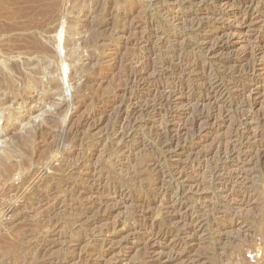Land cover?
<instances>
[{"label":"rangeland","instance_id":"obj_1","mask_svg":"<svg viewBox=\"0 0 264 264\" xmlns=\"http://www.w3.org/2000/svg\"><path fill=\"white\" fill-rule=\"evenodd\" d=\"M31 1L0 0V78L13 82L0 90V162L8 157L9 169L0 163V264H41L32 261L36 245L57 242L58 231L66 238L49 254L68 249L71 264H264V135L252 139L264 134V0ZM198 22L199 33L191 26ZM184 49L190 64L203 63L188 71L178 60ZM136 71L154 84H184L173 115L132 114L159 95L156 86L130 87ZM216 81L225 106L208 105L214 118L192 125L202 106L187 86ZM254 142L256 150H244ZM149 156L163 173L164 197L136 221L139 186L150 176L134 177ZM111 178L130 181L132 196L109 194ZM51 186L59 190L45 203L40 195ZM102 196L112 214L90 230L72 226V214ZM167 227L174 232L159 233ZM78 230L85 238L73 243Z\"/></svg>","mask_w":264,"mask_h":264},{"label":"bare ground","instance_id":"obj_2","mask_svg":"<svg viewBox=\"0 0 264 264\" xmlns=\"http://www.w3.org/2000/svg\"><path fill=\"white\" fill-rule=\"evenodd\" d=\"M35 0H33V2H34ZM39 1V0H38ZM32 2V1H31ZM32 2V3H33ZM43 2V1H42ZM196 2H197V0H193V1H191L190 2V6H192V5H194V4H196ZM40 3V2H39ZM56 4V3H55ZM55 6V5H54ZM57 6H59V5H57ZM53 7V6H52ZM60 7V6H59ZM42 8H43V5H42ZM48 9V8H47ZM47 9H44V10H47ZM55 9V8H54ZM51 10H49V12H50ZM36 12V11H35ZM38 12H40V11H38ZM42 12L44 13V11L42 10ZM42 12H40V14L42 13ZM31 13H34V12H31ZM47 13V12H46ZM52 13V12H51ZM38 14V13H37ZM48 14V13H47ZM49 15V14H48ZM51 15V14H50ZM39 16V15H38ZM52 16V15H51ZM41 17V16H40ZM46 17H47V15H46ZM51 18V17H50ZM49 18V19H50ZM55 18V17H54ZM34 20H36V19H34ZM191 22V21H190ZM192 22H193V20H192ZM38 23V22H37ZM194 23H196V22H194ZM32 24V23H31ZM41 24H43V23H41ZM45 24V23H44ZM65 24V23H64ZM190 24H192V23H190ZM33 25H34V23H33ZM32 25V26H33ZM31 26V27H32ZM192 26V29L194 30L195 29V31L197 32V33H199V31H201V30H203L205 27H204V24H202L201 22H198L197 24H195V25H191ZM191 26H189L188 28H191ZM36 27V26H35ZM34 27V28H35ZM135 27V26H134ZM191 30V29H190ZM196 34V33H195ZM190 35V34H189ZM86 39V38H85ZM38 41V40H37ZM51 41V40H50ZM38 42H40V41H38ZM37 44H39V43H37ZM37 44H35V46L37 45ZM40 44H41V42H40ZM179 44V43H178ZM34 45V44H33ZM185 45H186V42H185ZM43 47V45H40V47ZM183 46V45H182ZM222 46L224 47L225 45L224 44H222ZM39 47V45L37 46V49H39L40 50V48H38ZM184 47V46H183ZM32 48V47H31ZM43 49V48H42ZM212 49V48H211ZM179 50H181V49H179ZM188 50H190V49H188ZM187 49H184V53L182 54V56H180L179 55V58H178V60L179 61H181V63H183V66H187V65H189L190 67L188 68V71H190L191 70V68H196L197 66H199V65H201L203 62L202 61H200L199 60V62L197 63V64H195V65H193V64H190V63H192V62H190L191 61V57H192V54L188 51ZM49 51V50H48ZM209 51V50H208ZM54 52V51H53ZM215 52H216V50L214 49V51L212 50V52H211V55L214 53L215 54ZM34 54L36 53V51L35 52H33ZM32 53V54H33ZM37 53H39V52H37ZM48 53V52H47ZM83 54V53H82ZM58 55V54H57ZM173 55H174V53H173ZM142 58V57H141ZM140 59V58H139ZM176 59V58H175ZM194 59V58H193ZM192 59V60H193ZM142 60H144L143 58H142ZM169 60L170 59H168V60H165L164 61V58H163V60H161L162 61V64L161 65H163L164 64V66H165V64H167V63H169ZM172 60H174V59H172ZM177 60V59H176ZM139 61V60H138ZM146 61V60H145ZM140 62H141V60H140ZM195 62V61H194ZM170 63H172V62H170ZM176 64H177V62H175ZM43 64V63H42ZM145 64H149V62H145ZM180 64V63H179ZM205 64V63H204ZM71 65V64H70ZM172 65V64H171ZM179 66H182V65H179ZM209 66H211V65H209ZM39 67V66H38ZM204 67V71H203V73H204V75H206V66L204 65L203 66ZM14 68H16V67H14ZM149 68V67H148ZM40 69V68H39ZM53 69V68H52ZM55 69V68H54ZM209 69V68H208ZM9 71H12L13 70V68H9L8 69ZM41 70V69H40ZM144 70V69H143ZM178 71H180L181 72V69H179V67H174V69L171 71L172 72V74H176L177 73V76H178V74L180 75L181 73H179ZM182 71H184L185 72V70H182ZM187 71V70H186ZM145 72H147L146 71V69H145ZM194 72V71H193ZM183 73V72H182ZM207 73H208V70H207ZM9 74V73H8ZM20 74V73H19ZM38 74V73H37ZM39 74H40V72H39ZM149 74V73H148ZM21 75V74H20ZM36 75V74H35ZM41 75V74H40ZM135 76L134 77H131V79H130V83H128V84H130V87L132 88V87H136V88H143V89H145L146 87H148V86H156V88H155V90L156 91H158V96H155V98L153 99V100H150V102H145L144 104H141L140 106H139V108L137 107V109H134L133 111H132V114H134V112H137V113H141V115L143 114V113H148L150 110L152 111V113H154L155 115H157V114H162V113H164L165 115L167 114V115H173L174 113H175V111H176V109H178L179 107V103H178V101H179V94H182V91H181V85L183 86L184 84H179L178 83V81L177 82H173V84H170V85H168V84H163V83H157V84H154V81L152 80V79H149V77H147L146 76V73H144V74H140V72L139 71H136L135 72V74H134ZM175 76V75H174ZM152 77V76H151ZM179 77V76H178ZM8 78V77H7ZM6 78V76L5 75H3L2 76V78H0V90L1 89H5V90H10V91H12L11 89L13 88V82L11 81V79H10V81L8 80ZM24 78V77H23ZM35 79V78H34ZM29 80H30V78H29ZM29 80H27V81H29ZM182 81V80H181ZM24 82V81H23ZM22 82V83H23ZM31 82V81H30ZM28 83V82H27ZM33 83V82H32ZM31 83V84H32ZM52 83V82H51ZM182 83V82H181ZM34 84V83H33ZM50 84V83H49ZM127 84V85H128ZM7 85H9V86H7ZM30 85V84H29ZM51 85V84H50ZM167 85V86H166ZM11 86V87H10ZM15 86V85H14ZM44 86V85H43ZM35 87V86H34ZM178 88H180V89H178ZM162 89H169L170 91L169 92H167V90H166V92L164 93H161L162 91ZM187 90H189L191 93H193V96H192V100H196L197 101V104H199V105H201L202 107H201V109L199 110H196V111H198L195 115H194V117H193V120L191 121V124L192 125H195V124H197V123H200V122H202V121H209V120H211V119H213L214 118V105L216 106V108H217V106L219 105V104H224L225 103V101L224 102H222L223 100H221L220 102H219V100L222 98V94H223V92H224V90H225V86L223 85V84H220L218 81H216V82H214L212 85H210L209 87H207V86H205L204 84H198V85H189V86H187V88H186ZM176 90H178V91H176ZM180 90V91H179ZM27 91V90H26ZM29 91V90H28ZM161 91V92H160ZM22 92V91H21ZM31 92V91H30ZM116 92V91H115ZM126 92L127 91H123V93H122V95H124L125 97H126ZM179 93V94H178ZM119 94V93H118ZM118 94H115L114 96H113V98H120L121 96V94L120 95H118ZM135 97V96H134ZM180 97H181V95H180ZM112 98V97H111ZM127 98V97H126ZM144 98V97H143ZM138 100L139 101V99L140 98H134V100ZM126 100V99H125ZM145 100V99H144ZM5 101H7V99H4V101L3 102H5ZM128 101L129 102H120L121 103V107H125L126 106V104H129V107L131 106V105H133V103H132V100L131 99H128ZM212 101L214 102V103H212ZM227 101V100H226ZM189 102H191V100H189ZM119 103V104H120ZM135 103H136V101H135ZM141 103V102H140ZM0 104H1V102H0ZM139 104V103H138ZM212 104H214L213 105V107H210V108H207V106L209 105V106H212ZM229 104V103H228ZM59 105H61V104H59ZM224 106H225V104H224ZM72 107V106H71ZM127 107H128V105H127ZM77 108V107H76ZM60 109V108H59ZM124 109H126V108H124ZM138 109H139V112H138ZM131 110V109H130ZM151 113V112H150ZM147 115V114H146ZM133 116V115H132ZM172 117V116H171ZM91 119H90V117L89 118H87L84 122L86 123H88L89 121H90ZM137 120H139V119H137ZM89 125V124H88ZM90 127H91V125H90ZM66 132V131H65ZM79 132V131H78ZM166 132V131H165ZM161 135V134H160ZM264 134L262 133H259V134H255L253 137L254 138H252V139H254V140H256L257 138H259V139H261V137L263 136ZM73 136V135H72ZM156 136H159V135H156ZM168 136V135H167ZM68 137V133L63 137L64 138V140H66V138ZM171 137V136H170ZM173 137V136H172ZM245 137V136H244ZM248 137H250V136H248ZM164 138V137H163ZM163 138L162 137H160V138H158V140H157V142H159L160 144H165L166 143V141L164 142V140H163ZM165 138H167V137H165ZM171 139V138H170ZM169 139V140H170ZM263 139V138H262ZM253 140V141H254ZM258 140V139H257ZM257 140H256V142H257ZM174 141V140H173ZM261 141V140H260ZM64 142V141H63ZM264 142V141H263ZM169 143H170V141H169ZM174 142H172V144H173ZM179 143V142H178ZM177 143V144H178ZM171 144V145H172ZM258 143H252V144H250V145H248L247 147H245L244 148V150L245 149H247V150H250V151H254V150H256V148H257V145ZM260 144V143H259ZM262 145V144H261ZM261 145H259V146H261ZM164 146V145H163ZM168 146V145H167ZM235 146V145H234ZM237 146V145H236ZM240 146H241V144H240ZM244 146V145H243ZM263 146H264V143H263ZM262 146V147H263ZM170 147V146H169ZM235 148V147H234ZM168 149V148H167ZM177 149V148H176ZM228 150V149H227ZM25 151H23V153H24ZM27 152V151H26ZM229 152H230V150H229ZM232 152V151H231ZM241 152V151H240ZM10 153V152H9ZM19 153V152H18ZM148 154V153H147ZM238 154V153H237ZM237 154H235V155H237ZM240 154V153H239ZM157 155V154H156ZM186 155V154H185ZM226 155H227V153H226ZM229 155V154H228ZM9 156H13L12 154H10ZM25 156V155H24ZM82 156V155H81ZM146 156V155H145ZM5 157H7V156H5ZM159 157V156H158ZM230 158V157H229ZM7 160H8V157H7ZM6 160V161H7ZM6 161L5 160H2L0 163H1V167H2V169H3V171L6 173V174H9V169H8V167H6ZM25 162V161H24ZM158 160H157V157L155 158V156H149V157H144V158H142V160H141V162H140V164H139V167H138V171H136V176L134 177V180L135 181H139V179H140V181L143 183V181L142 180H145L144 179V177L146 176H150L149 178V182L147 183V184H145V182H144V184H142V185H140L139 187V192H140V196L139 197H137L138 198V200H137V203H136V208H137V211L135 210V213H134V215H133V217L135 218V220L137 221V220H139V221H141V220H146L147 218H148V216H147V214H142L141 213V215H138L139 214V212H141V210L140 209H142V210H144L145 208L147 209V208H150V206H152V204L153 203H155L161 196H163L164 197V192H161V191H163V189H162V185H163V182H164V180H163V173H162V171H161V169H160V165H158ZM226 162V161H225ZM10 163V162H9ZM12 163V162H11ZM13 164H15V163H13ZM12 164V165H13ZM23 164V163H22ZM218 164V163H217ZM8 166V165H7ZM14 166H16V165H14ZM24 166V165H23ZM59 168V167H58ZM57 168V169H58ZM1 169V170H2ZM23 169H25V168H23ZM22 169V170H23ZM11 173V172H10ZM13 174H15L14 172H12ZM170 174V173H169ZM172 174V173H171ZM127 174H125V176H126ZM166 176V175H165ZM127 177V176H126ZM221 177V176H220ZM5 177H3V179H4ZM25 178V177H24ZM119 178V177H118ZM131 178V177H130ZM129 178V179H130ZM143 178V179H142ZM2 179V181L4 182V180ZM126 179V178H125ZM218 179V178H217ZM220 179V178H219ZM65 180V179H64ZM133 180V179H132ZM132 180H131V182H132ZM213 180V179H212ZM214 180H215V178H214ZM1 182V181H0ZM3 182H1V183H3ZM124 182V181H123ZM126 182V181H125ZM130 182V181H129ZM128 182V183H129ZM213 182V181H212ZM46 183V182H45ZM51 184H52V182H50ZM63 184H62V186L61 187H63V188H65L66 186H67V183H65V182H62ZM75 183V182H74ZM127 183V184H128ZM165 183V182H164ZM126 183L125 184H121V183H119L116 179H113V178H111L110 180H109V187H108V191H109V194H113L114 196H117V198H119L120 200L121 199H125V198H128V197H130V196H132V194H133V189H132V185L131 186H129V185H127ZM50 185V184H49ZM49 185H48V187H49ZM54 185V184H53ZM60 185H61V183H60ZM72 186V185H71ZM71 186H70V188H71ZM42 187V186H41ZM52 188H51V190H49L47 193H44V192H42L40 189H38V190H40L42 193H44V194H42V195H40V198L42 199V201H44L45 203L47 202V201H50V198H53L52 197V195L54 196V194L53 193H55V192H57L58 190H59V188L58 187H53V186H51ZM164 187V186H163ZM37 188V187H36ZM68 188V187H67ZM105 188V187H104ZM136 188H137V186H136ZM42 190H44V188H41ZM69 189V188H68ZM48 190V189H47ZM70 190V189H69ZM165 190V189H164ZM65 191H67V190H65ZM90 191V192H89ZM36 192V191H35ZM62 192V191H61ZM70 192V191H69ZM92 191L90 190V189H88L87 191H85V195H87V194H90ZM162 193L161 195H160V193ZM166 192V191H165ZM38 193V192H37ZM64 193V192H63ZM66 193V192H65ZM34 194H36V193H34ZM61 194V193H60ZM68 194V193H67ZM70 194V193H69ZM81 194V193H80ZM38 195V194H37ZM166 195V194H165ZM59 196V195H58ZM65 196H66V194H65ZM70 196V195H69ZM34 197V196H33ZM37 197H39V196H37ZM67 197V196H66ZM65 197V198H66ZM104 196H102V198H103ZM170 197V196H169ZM56 198V197H55ZM69 199V198H68ZM118 199V200H119ZM67 200V199H66ZM32 201V200H31ZM175 201V200H174ZM60 202V201H59ZM109 200H108V198L107 197H104L103 199H101L100 201H99V203H98V206H95V207H93V205H91L90 206V208L89 209H87V208H85L84 210H77V212L75 213V214H72L71 216L73 217V221L71 220V222L73 223V225L72 226H80V227H86V228H88L89 230H90V228L91 227H95L98 223H100V222H102V221H104L106 218H108L112 213L110 212V211H108L107 210V208L109 207ZM38 203V202H37ZM48 204V203H47ZM59 203H57L55 206H53L52 208H50V209H48V210H45V212L44 213H42V214H44V216L45 215H48V214H51V212L52 211H54V209L55 208H57L59 205H58ZM91 204V203H90ZM40 205V204H39ZM76 205V204H75ZM38 206V205H37ZM49 206H51V205H49ZM167 206V205H166ZM41 207V206H40ZM173 207V206H172ZM78 208V207H77ZM105 208V209H104ZM176 207H174V208H172V209H175ZM178 208V211H180L182 208H181V206L180 207H177ZM177 208L175 209V210H177ZM38 209H40V210H42L41 208H38ZM39 210V211H40ZM138 210H140V211H138ZM39 211H37V212H39ZM174 211V210H173ZM160 213V212H159ZM169 212H166L165 213V215L166 214H168ZM133 214V213H132ZM41 215V214H40ZM131 215V214H130ZM164 215V216H165ZM46 219V218H45ZM134 220V219H133ZM164 220V219H163ZM209 221V220H208ZM51 223V222H50ZM56 224L57 223H55V228H56ZM74 224H76V225H74ZM183 224V223H182ZM170 226V225H169ZM180 227V226H179ZM77 228V227H76ZM86 228H85V230H86ZM178 228V227H177ZM181 228V227H180ZM59 229V228H58ZM81 229V228H80ZM57 230V229H56ZM77 230V229H76ZM79 231L80 230H78V231H75L74 233H71V235L73 236L72 238H74V242L73 243H80L81 241H82V239L83 238H85V237H83L82 235H80V233H79ZM160 231L161 232H159V233H165V234H168L169 232L171 233V232H174L172 229H170V228H164V229H160ZM88 232V231H87ZM35 232H32V234H34ZM57 237H59V239H58V241L57 242H50V244H46V242H44V244L43 245H40V248H39V246L38 245H36V247H37V251H36V254L35 253H33V254H35V256H34V260H32V261H41V264H71L72 263V261H71V259H69V258H67L66 257V254H69V250L68 249H66V251L64 252V256L63 257H55V256H51L49 253H50V251H52L51 250V247L52 246H58V245H60V242H61V244H63V242H62V240H64V238H66V234L65 233H63V232H61V231H58V233H57ZM68 235V234H67ZM22 236V235H21ZM159 235H157L156 237H158ZM25 237V236H24ZM31 237H35V236H31ZM30 237V238H31ZM68 237V236H67ZM69 239H70V237H68ZM67 238V239H68ZM72 238L70 239V241L72 240ZM28 239V238H27ZM21 240V239H20ZM34 240V239H33ZM30 241H32V240H30ZM28 242V241H27ZM67 242H68V240H67ZM43 243V242H42ZM49 243V242H48ZM66 243V242H65ZM70 243V242H69ZM27 243H23V245L25 246ZM28 244H31V245H35V244H37L36 242H31V243H28ZM39 244V243H38ZM151 244V243H150ZM150 244H148L147 246H146V251L147 252H150V251H152L151 250V245ZM14 245V244H13ZM30 245V246H31ZM151 246V247H150ZM17 247V246H16ZM32 247V246H31ZM150 247V248H149ZM6 248V247H5ZM4 248V249H5ZM2 249V248H1ZM8 249H10V248H8ZM7 249V250H8ZM21 249V248H20ZM34 249V248H33ZM3 250V249H2ZM2 250H0L1 252L0 253H2ZM7 250H4V251H7ZM11 250V249H10ZM9 250V251H10ZM20 251V250H19ZM18 250L17 251H15L14 250V252H13V254L16 252V253H18L19 252ZM8 252V251H7ZM21 252V251H20ZM19 252V253H20ZM24 252V251H23ZM35 252V251H34ZM52 253V252H51ZM73 253H74V250H73ZM9 254V253H8ZM10 254H12V250H11V253ZM20 254H22V253H20ZM19 255V254H18ZM17 254L16 255H14V258L15 257H17L18 256ZM53 255V254H52ZM13 256V255H12ZM20 256V255H19ZM8 257V256H7ZM11 257V256H10ZM9 257V258H10ZM8 258V259H9ZM19 258V257H18ZM32 258V257H31ZM150 258H152V257H150ZM3 259H5V258H3ZM81 258L80 257H78L77 258V261H80L81 262V260H80ZM2 260V259H1ZM16 260V259H15ZM153 260V259H152ZM179 261H181V260H179ZM4 262V261H3ZM36 262V263H37ZM248 263V262H247ZM32 264V263H31ZM40 264V263H39ZM245 264H246V262H245Z\"/></svg>","mask_w":264,"mask_h":264}]
</instances>
